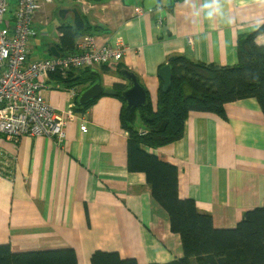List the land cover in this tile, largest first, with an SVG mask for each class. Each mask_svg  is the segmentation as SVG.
<instances>
[{"label": "crops", "instance_id": "0c3cea01", "mask_svg": "<svg viewBox=\"0 0 264 264\" xmlns=\"http://www.w3.org/2000/svg\"><path fill=\"white\" fill-rule=\"evenodd\" d=\"M65 1L60 24L72 25L71 10L76 9L89 28L77 43L89 36L101 47L118 38L127 47L118 63L90 68L102 89L127 85L119 73L128 71L154 108L158 70L169 57L233 66L238 36L264 23V0H223V15L212 19L193 8L204 0H163L141 13L135 9L142 8L143 0ZM49 5L33 16L37 35L28 41V61H41L33 50L40 46L39 25ZM57 27V38L47 42L42 60L54 57L52 48L58 53ZM255 43L264 45V34ZM48 81L41 98L56 112L66 111L74 102L69 88ZM81 88H75L77 93ZM123 103L101 95L86 110L73 108L61 147L44 137L10 141L0 136V245L8 244L14 253L73 249L78 264H90L96 250L139 264H165L181 256L180 238L171 233L144 174L127 169ZM224 110L225 120L191 112L179 141L146 149L176 167L178 197L192 199L216 228H232L246 211L264 204V115L251 98L228 103ZM82 123L85 134L79 130Z\"/></svg>", "mask_w": 264, "mask_h": 264}, {"label": "trees", "instance_id": "16d2710c", "mask_svg": "<svg viewBox=\"0 0 264 264\" xmlns=\"http://www.w3.org/2000/svg\"><path fill=\"white\" fill-rule=\"evenodd\" d=\"M88 29L85 24L82 31L69 23L60 24L58 54L73 53L77 41ZM261 34L264 23L257 30L238 36L237 62L233 66L169 57L166 62L171 68L169 88L163 92L160 81L155 108L146 91L145 107L130 112L122 107L120 122L127 134V169L144 174L152 199L168 216L171 233L180 238L181 256L165 264H264V204L246 211L232 228H216L212 217L200 213L192 199L178 197L176 167L146 150L179 141L191 112L213 114L225 120L226 104L251 98L264 115V45L255 43ZM120 69L116 67L117 71ZM50 80L66 88L82 87V92L99 78L93 70L79 69L68 72L65 78L50 75ZM126 87L114 84V97L122 101L121 93ZM93 102L78 107L75 97L73 108L83 111ZM0 264L78 263L73 249L14 253L8 244H1ZM90 264L139 263L134 258H121L116 252L96 250L90 256Z\"/></svg>", "mask_w": 264, "mask_h": 264}, {"label": "built area", "instance_id": "2783aa9c", "mask_svg": "<svg viewBox=\"0 0 264 264\" xmlns=\"http://www.w3.org/2000/svg\"><path fill=\"white\" fill-rule=\"evenodd\" d=\"M51 3L0 0V136L10 141L44 137L61 147L65 126L74 117L73 105L59 113L43 101L40 91L48 88L50 75L65 78L70 71L118 63L127 47L118 38L111 45L96 47L88 36L76 43L73 53L28 61V41L37 35L31 28L33 16ZM68 94L72 100L78 95L75 88H69ZM79 130L85 134L86 125L82 123Z\"/></svg>", "mask_w": 264, "mask_h": 264}, {"label": "water", "instance_id": "95a60500", "mask_svg": "<svg viewBox=\"0 0 264 264\" xmlns=\"http://www.w3.org/2000/svg\"><path fill=\"white\" fill-rule=\"evenodd\" d=\"M158 0H143L142 9L145 11H151L158 6ZM67 10L60 12V18L64 19L63 13ZM72 13V25L77 31H82L83 21L76 9L71 10ZM52 55L58 57L59 54L51 49ZM119 75L127 82V87L121 93V99L125 103L126 112L131 110L143 108L147 104V97L144 88L140 85L138 78L128 71L122 70ZM158 78L162 82V91L166 92L169 88L171 80V68L168 65H164L158 70ZM115 92L113 90H103L99 81H95L88 88L84 89L77 96L78 107H84L89 103L96 100L101 95L114 96Z\"/></svg>", "mask_w": 264, "mask_h": 264}, {"label": "rangeland", "instance_id": "374dc122", "mask_svg": "<svg viewBox=\"0 0 264 264\" xmlns=\"http://www.w3.org/2000/svg\"><path fill=\"white\" fill-rule=\"evenodd\" d=\"M52 1V4H50L49 6L53 5V7L51 8V11L46 15L47 19L45 20V23L39 25L41 34L39 35L38 41L40 43V46H37V48H34L33 50V57H35L36 60H42V58L47 56L45 45L47 44V42H51L52 40L57 38L56 27L60 24V12L66 10L64 9V6H66L67 4L65 0ZM66 20L67 22H70V18H66Z\"/></svg>", "mask_w": 264, "mask_h": 264}, {"label": "clouds", "instance_id": "9594fccd", "mask_svg": "<svg viewBox=\"0 0 264 264\" xmlns=\"http://www.w3.org/2000/svg\"><path fill=\"white\" fill-rule=\"evenodd\" d=\"M185 2L189 4L192 3V0H185ZM193 8L197 13L203 12L206 18L212 19L217 15H223V0H204L198 9L194 4Z\"/></svg>", "mask_w": 264, "mask_h": 264}]
</instances>
